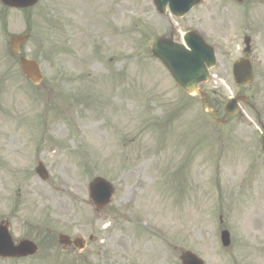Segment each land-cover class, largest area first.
<instances>
[{
  "label": "rangeland",
  "instance_id": "rangeland-1",
  "mask_svg": "<svg viewBox=\"0 0 264 264\" xmlns=\"http://www.w3.org/2000/svg\"><path fill=\"white\" fill-rule=\"evenodd\" d=\"M172 27L216 49L201 86L212 103L248 97L226 125L152 57L149 42ZM27 34L21 56L39 62L37 86L10 51ZM244 57L255 79L236 86ZM263 143L264 0H208L181 19L152 0H40L27 11L0 3V223L39 248L0 264H181L186 251L205 264H264ZM96 177L115 188L101 211L89 196ZM60 235L83 238L85 249L64 248Z\"/></svg>",
  "mask_w": 264,
  "mask_h": 264
},
{
  "label": "water",
  "instance_id": "water-1",
  "mask_svg": "<svg viewBox=\"0 0 264 264\" xmlns=\"http://www.w3.org/2000/svg\"><path fill=\"white\" fill-rule=\"evenodd\" d=\"M1 3L12 9H29L34 7L40 0H0ZM204 0H153L158 12L164 14L169 8L170 12L176 17H183L188 14L196 5ZM244 2L247 0H236ZM29 35L13 36L10 50L14 54H20ZM250 40L246 39L249 46ZM151 52L154 58L160 60L172 74L176 82L189 94L197 93L202 101L204 110L212 117L216 124H223L227 116L236 115L239 112L238 102L246 101V97L238 96L230 100L225 106L226 116L223 119L216 117L210 99L200 91L199 86L209 79V69L216 64V56L213 48L208 46L203 39L196 33H189L184 37V44H178L171 39L158 38L150 42ZM21 69L24 75L34 84H39L43 76L40 66L35 60L21 57ZM234 78L237 85H248L254 75L250 62L246 59L240 60L234 65ZM37 174L43 179H48V173L43 164L36 170ZM114 188L103 178H96L90 185V196L98 210L108 206L114 195ZM222 242L225 247L231 244V236L228 231L222 233ZM60 243L70 246L72 243L82 249L84 243L82 239L71 241L67 236H60ZM37 246L23 240L15 246L9 233L8 226L0 225V256L2 257H28L37 254ZM183 264H204L192 252H186L181 257Z\"/></svg>",
  "mask_w": 264,
  "mask_h": 264
},
{
  "label": "flooded vegetation",
  "instance_id": "flooded-vegetation-1",
  "mask_svg": "<svg viewBox=\"0 0 264 264\" xmlns=\"http://www.w3.org/2000/svg\"><path fill=\"white\" fill-rule=\"evenodd\" d=\"M230 1H231L233 4H235L236 6H239V7L245 5V4H238V3H235V2H233L232 0H230ZM224 11H225L226 13H230V12H231V10L229 11L228 8H225ZM174 36H175V35H174Z\"/></svg>",
  "mask_w": 264,
  "mask_h": 264
},
{
  "label": "bare ground",
  "instance_id": "bare-ground-1",
  "mask_svg": "<svg viewBox=\"0 0 264 264\" xmlns=\"http://www.w3.org/2000/svg\"><path fill=\"white\" fill-rule=\"evenodd\" d=\"M223 84L227 85L226 82L222 81ZM68 171H71L70 168H68ZM71 173V172H70Z\"/></svg>",
  "mask_w": 264,
  "mask_h": 264
}]
</instances>
